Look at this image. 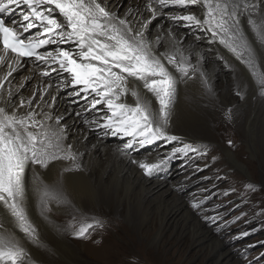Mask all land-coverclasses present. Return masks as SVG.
I'll list each match as a JSON object with an SVG mask.
<instances>
[{
	"label": "snow or ice",
	"instance_id": "obj_1",
	"mask_svg": "<svg viewBox=\"0 0 264 264\" xmlns=\"http://www.w3.org/2000/svg\"><path fill=\"white\" fill-rule=\"evenodd\" d=\"M193 7L200 12L190 11ZM158 16L166 18L167 28L153 24ZM175 29H183L185 36L177 39ZM189 34L195 41L207 39L232 53L247 67L264 97V71L253 43L264 49V10L257 11L251 0H127V7L119 4L115 10L106 0H0V68L6 65L7 69L0 77V264H39L26 246L43 247L39 225L31 216L33 196L37 207L47 212L53 199L74 212L83 211L59 181L45 184L36 171L37 166L49 169L59 161L70 163L65 169L69 172H83L87 167L83 158L88 154L84 143L88 137L78 138L62 123L65 115L56 112L62 94L73 106L64 113L80 118L89 132L99 133L93 150L98 151L109 136L120 139L122 145L116 151L129 157L154 144L168 146L155 163L130 158L144 175L158 174L177 160L187 167L207 156V147L186 142L171 131L181 81L199 76L207 86L202 55L192 45L185 46ZM27 61L33 67L26 81L35 80L37 85L24 96L20 90L25 84L14 91L11 78ZM129 95L134 103L127 102ZM29 166L31 192L26 187ZM207 167L197 165L195 171ZM246 187L255 190L251 184ZM229 191H213L191 207L203 211L213 197ZM224 207L217 205L211 209L216 214L206 219L213 224L224 220L230 214L221 213ZM40 215L47 219L43 211ZM227 226L225 222L223 227ZM69 227L79 239L90 229H103L104 222L93 218L77 228L70 221ZM250 234L243 232L237 239ZM260 244L264 247V242ZM262 258L264 253L247 264H258Z\"/></svg>",
	"mask_w": 264,
	"mask_h": 264
},
{
	"label": "bare ground",
	"instance_id": "obj_2",
	"mask_svg": "<svg viewBox=\"0 0 264 264\" xmlns=\"http://www.w3.org/2000/svg\"><path fill=\"white\" fill-rule=\"evenodd\" d=\"M122 1L106 0L113 10L117 5L122 4ZM251 2L256 3L257 11L264 10V0H251ZM192 12H200V8L197 7ZM165 21V17L158 16L153 24H163ZM242 23H244L243 18ZM167 27L168 24L165 28ZM244 27L249 38L253 39L246 23H244ZM184 36L185 33L183 32L180 36L178 35L177 39ZM253 43L260 57L261 71H264V49H261L254 40ZM188 45H192L195 51L203 57L200 66L205 74L207 86L199 79V76L195 80L181 81L172 113L171 131L173 134L183 137L184 140H197L204 144L206 141H211V137L221 138L224 131L222 130L223 127L230 129L231 132L225 135V138H227L226 141H231L233 149L229 147L222 148L228 162L224 164L228 168L231 166L240 172L247 173V165L239 160V155L234 148L244 142L250 155L255 157L258 146L264 144V97L260 96L258 85L247 67L223 46L217 43L209 44L207 39L195 41L193 38L188 39L185 46ZM213 48L215 50L211 52ZM163 50L162 48L161 51ZM219 57L224 59L221 60ZM225 61H227V67H232L233 82L229 80L230 83L226 82L221 85L216 82V76L217 72L219 73L220 69L225 66ZM230 61L233 63H229ZM192 62L196 63L195 57H193ZM32 67V62L27 61L24 67L15 72L11 78V87L14 91L20 84H25V87L20 90L24 96H28L29 92L37 85L35 80L26 81V78L32 74ZM6 71V65L0 68V77L5 75ZM237 92L240 95H237ZM126 100L128 103L135 102L130 95L126 97ZM153 104L158 107L155 105V101H153ZM72 108L73 106L67 96L62 94L56 107L57 113L65 115V121H62V123L66 122L69 125V130L81 140L85 135L88 137L84 141L88 149V154L83 158L84 163L87 165L85 171H65V169L71 167L70 163L65 161L54 162L49 166V169H40L37 166L36 171L40 173L45 184L54 185L59 181L63 190L70 194L73 204L78 208H82L83 211L74 212L71 207L58 203L53 199L49 203L52 210L47 212V210L37 207L35 196L31 198V216L39 225L43 247L31 244L26 246L32 253L33 258L39 261V264H44L45 260L57 264L56 259H59L58 257L70 262L76 258L73 246L74 240L71 239L73 231L69 226H63V221H76L80 214H83V220L87 223L98 216L97 213L92 211V208L104 204L112 205L113 214L118 219L126 212V216H130V220L135 221L137 229H142L150 219L151 214L156 210H161L167 217L178 215L184 211L187 214L186 222L182 227L184 233L190 230L194 237L201 242L207 239V233H210V231L203 228L200 221H190L191 212L185 210V203L181 201L180 196L173 203L169 202L167 194L172 191L169 182L171 177H167L168 174L162 177H158L156 174L152 176L144 175L136 164L130 162V158H134L137 161L155 163L158 154L168 151L169 147L158 144V152L151 154L149 157L147 156L146 159L118 153L116 148L122 144H119L117 139L115 142L110 143H106V139L101 142L98 151L93 150L92 145L98 143V136L91 139L94 133L87 130L80 118L69 114ZM65 109H69V113H64ZM76 110L78 111L79 108H76ZM211 127L215 134L213 130H210ZM234 140H237V142L235 143ZM68 142H71V139ZM166 184H169V187L159 193L160 200L156 203L149 202L148 195L158 192ZM32 185L33 173L31 166H29L26 172V187L29 192H31ZM42 211L47 219L41 217L40 213ZM73 217H75L74 220ZM16 232L21 239H24L22 233L18 230ZM160 238L161 236L155 241H159Z\"/></svg>",
	"mask_w": 264,
	"mask_h": 264
},
{
	"label": "rangeland",
	"instance_id": "obj_3",
	"mask_svg": "<svg viewBox=\"0 0 264 264\" xmlns=\"http://www.w3.org/2000/svg\"><path fill=\"white\" fill-rule=\"evenodd\" d=\"M122 4L126 7L127 0H123ZM196 8L193 7L190 10L193 11ZM154 24L156 25V23ZM163 24L166 26L167 21ZM176 32L177 37L183 32L185 33L183 29H177ZM190 38L195 39L189 34L188 39ZM214 50L213 48L211 52ZM231 68L222 67L220 72H217L216 82L221 85L229 80L233 82ZM210 130L213 128L211 127ZM222 130L224 131L221 138L211 137V141H206L204 144L197 140L187 141L185 139L186 142H191L194 145L207 147L206 157L187 167H182V161L177 160L164 172L156 174L158 177L166 176L165 174H168L167 177H171L169 182L172 191L167 194L169 202L173 203L180 196L181 201L185 203V210L191 212L190 221H200L203 228L210 231L204 242L194 237L190 230L184 233L182 227L187 218L184 211L178 215L167 217L161 210H156L151 214L146 225L142 229H137L135 221L130 220V216H126L125 210L123 216L118 219L113 214L112 205L104 204L92 208V211L98 214L96 219L104 222L103 229H90L85 238L78 239L73 235L71 239L74 240L76 258L70 262L58 257L57 264H247V260H252L264 253V247L260 244V242H264V144L258 146L255 157L250 155L244 142L234 148L239 155V160L247 165L248 172L243 173L234 167L228 168L225 165L228 162L222 148L233 149V147L225 138V135L229 134L231 130L224 127ZM213 132L215 134L214 130ZM91 133H94L91 139L99 136V133ZM116 139L119 140V144H122L119 138L111 136L105 142H115ZM234 142L236 143L237 140ZM158 149L159 145L154 144L139 154L133 155L146 159L151 154L157 153ZM205 164H208V167L204 171H195L197 165L203 168ZM249 184L253 185L254 191L246 187ZM167 187L169 184L159 189L158 192L149 194L148 201L158 202L161 198L159 193L166 190ZM205 189H211V191L205 192ZM230 189H234V191H229ZM213 191L217 193L229 191V194L213 197L204 205L203 211L194 210L191 207L193 201H199L206 195L210 196ZM217 205H227L220 211L230 214L225 215L224 220L213 224L206 217L216 214L211 209ZM236 205L239 207L237 208ZM232 209L235 210L232 211ZM242 213L246 215L242 216ZM236 217H240V219L233 223L232 221ZM63 222V226H69L70 221ZM82 222L89 224L92 223V220L85 223L83 214H80L76 221H72L77 228L83 224ZM225 222L227 227H223ZM71 231L73 230L71 229ZM243 232L251 234L237 239ZM160 236V240L155 241ZM249 245H256V247L249 248ZM245 250H247V260L244 258ZM53 258L55 259L54 256ZM45 262L44 264H55L52 261L45 260ZM258 264H264V258Z\"/></svg>",
	"mask_w": 264,
	"mask_h": 264
}]
</instances>
